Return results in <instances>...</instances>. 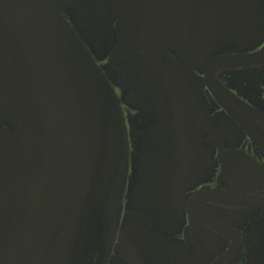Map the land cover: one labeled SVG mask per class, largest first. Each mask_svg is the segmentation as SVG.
I'll use <instances>...</instances> for the list:
<instances>
[{"label": "flooded vegetation", "instance_id": "obj_1", "mask_svg": "<svg viewBox=\"0 0 264 264\" xmlns=\"http://www.w3.org/2000/svg\"><path fill=\"white\" fill-rule=\"evenodd\" d=\"M263 51L264 0H0L9 264H264Z\"/></svg>", "mask_w": 264, "mask_h": 264}, {"label": "water", "instance_id": "obj_2", "mask_svg": "<svg viewBox=\"0 0 264 264\" xmlns=\"http://www.w3.org/2000/svg\"><path fill=\"white\" fill-rule=\"evenodd\" d=\"M260 57L264 58V51L259 53ZM236 58H227V60H232ZM189 84V83H188ZM215 91V90H213ZM220 103L230 111L227 101L218 98ZM234 107L239 110L238 114L246 115L250 112L244 108ZM181 110V107L178 108ZM20 169V152L17 143L11 133L4 128H0V200L3 201V213L4 217L8 222H5L0 230V243L5 247L4 250L0 245V259H2V264H9L14 247V236H13V219L10 209V199L12 196L13 189L16 185ZM32 218V213L28 212L27 219ZM30 224H28V227ZM225 256L221 261H226ZM49 261L43 262L40 260L37 264H48ZM36 264V263H34Z\"/></svg>", "mask_w": 264, "mask_h": 264}]
</instances>
